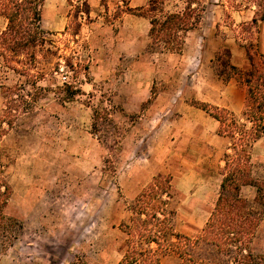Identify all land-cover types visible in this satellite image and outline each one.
<instances>
[{
    "label": "rangeland",
    "instance_id": "374dc122",
    "mask_svg": "<svg viewBox=\"0 0 264 264\" xmlns=\"http://www.w3.org/2000/svg\"><path fill=\"white\" fill-rule=\"evenodd\" d=\"M187 1H194L193 17L201 15L194 27H204L212 1L182 0L180 6ZM251 1L261 14L264 0ZM78 2L68 3L64 30L25 24L38 39L19 51L0 37V132L6 130L0 133V164L12 186L0 219V264H119L128 249L122 224L155 177L171 180L173 197L164 198L170 200L174 229L198 237L219 198L226 155L233 153L227 138L228 149L219 155L204 147L200 165V116L186 119L188 107L182 103L200 107L191 92L205 89V74L183 73L179 60L162 55L152 62L114 58L112 32L96 25L89 28L96 37L87 36L82 23L94 17L78 12ZM175 4L166 9L175 10ZM122 10L113 8L102 21L117 19ZM224 23L230 31L221 27ZM258 26L236 27L228 11L218 21L216 34L237 39L247 52L240 67H247L250 55L259 60L262 54L252 41ZM160 50L150 46L144 55ZM228 59L233 63L231 49L220 46L213 65L222 83L228 82L219 75ZM134 92L139 93L135 98ZM134 101H142L141 108L123 107ZM154 101L162 107L149 115ZM257 150L258 157L251 150L253 176L262 181L264 143ZM256 194L255 186L242 188L250 202ZM252 247L264 258V214ZM211 252L201 242L193 256L208 258ZM159 254L160 263L162 258L168 264L182 262L171 250Z\"/></svg>",
    "mask_w": 264,
    "mask_h": 264
},
{
    "label": "trees",
    "instance_id": "16d2710c",
    "mask_svg": "<svg viewBox=\"0 0 264 264\" xmlns=\"http://www.w3.org/2000/svg\"><path fill=\"white\" fill-rule=\"evenodd\" d=\"M45 0H0V15L7 21V28L0 34L3 43L19 51L38 38L25 24L41 29L42 6ZM71 3L72 0H69ZM194 1H187L181 11L166 9L164 0H151L146 8H129V12L146 15L151 19L150 46L163 51L178 53L184 45V34L201 21L193 17ZM78 12L88 13V0H79ZM263 11L254 18L257 24L264 20ZM229 56L230 53L228 52ZM225 69L219 72L225 80L236 79L245 88L246 110L241 116L228 108L200 102L199 106L220 121L219 132L230 138L233 151L226 155L221 191L215 207L201 235L192 237L177 232L168 215L169 199L173 197L171 180L155 177L142 191L133 206L132 216L122 224L128 234V249L119 264H160L159 252L171 250L181 264H263L264 258L257 256L252 247L254 237L264 214V180L253 176L251 150L264 133V54L259 60L250 55V66L240 68L223 61ZM0 121V129L2 128ZM12 126V122L9 123ZM6 130L0 132L4 134ZM244 186H255L257 194L253 202L243 197ZM12 196V186L0 164V219ZM167 196L169 199H165ZM203 243L212 248L208 258H195V248ZM155 244L156 246H153ZM143 245H145L143 247Z\"/></svg>",
    "mask_w": 264,
    "mask_h": 264
},
{
    "label": "crops",
    "instance_id": "0c3cea01",
    "mask_svg": "<svg viewBox=\"0 0 264 264\" xmlns=\"http://www.w3.org/2000/svg\"><path fill=\"white\" fill-rule=\"evenodd\" d=\"M151 0H88L89 12L86 13L88 18H93L91 23H82V30L87 31V36L96 37V32L93 29L89 30L90 27H96L100 25L102 29L112 32L109 37L113 39V48L111 51L113 57H124L131 58L133 60H145L154 61L157 60V55H162L166 59L172 60L177 59L180 61L178 67L183 73L188 72L194 74V77H199L200 74H205V89L201 91L199 88L192 91V95L195 96L196 101L206 102L213 106L225 107L234 112H240L245 107L246 103V92L242 84L236 79H232L227 83H222L218 79L217 72L213 65L214 59L219 54L220 46H228L232 52V64L240 67L241 60L247 61V52L238 45L237 39L231 38L229 35L220 37L216 34L218 21H223L224 14L226 11L230 13V17L234 22V26H238L243 23H253L254 18L260 11V6L253 3L251 0H231L233 4L229 5L228 0H211L212 3L205 10L202 22L207 24L200 28L198 26L188 30L184 34V45L180 52L173 53L167 51H154L149 55H144L145 50L150 47L152 39L150 37V31L152 27L151 19L149 16L140 15L129 12V8H146L148 7ZM165 5H168L173 0H164ZM180 1L175 0V10L168 9L170 11H181L185 7L180 6ZM55 2L57 4H55ZM225 2V3H224ZM69 0H45L42 6V27L51 30H64L66 28L69 10ZM114 4L111 6V4ZM107 4V6H106ZM109 5V6H108ZM115 7H121L122 15L117 19L109 22L102 21L103 16L112 13V9ZM104 13V14H100ZM106 13V14H105ZM49 15L52 16L49 19ZM0 33H2L8 25L7 19L0 15ZM203 25V23H202ZM221 27L225 28L226 31H230V26L222 24ZM259 32L256 41L259 45V50L264 54V20L259 22ZM250 59V57H249ZM250 65V61L248 63ZM246 62L248 68L249 65ZM243 68V67H240ZM207 90V91H206ZM180 90L178 93H181ZM139 95L134 92V98ZM142 101H134L123 105V107L129 109L141 108ZM184 103V104H183ZM182 105L188 107V110L184 113L186 119L190 120L195 115L200 116V165L203 163V149L204 147L208 150H212V154L219 155L222 151H227L228 137L220 134V121L212 116L209 112L198 106H193L184 101ZM162 107V104L158 101H154L150 104L149 115L151 110ZM194 119V118H192ZM196 123L195 121H191ZM198 123V122H197ZM264 143V136L258 139L254 145V155L258 157L257 148L262 146ZM126 254V253H125ZM124 254V256H125ZM123 256V258H124ZM122 258V259H123ZM168 258H162L160 264H168ZM138 264V263H134Z\"/></svg>",
    "mask_w": 264,
    "mask_h": 264
},
{
    "label": "built area",
    "instance_id": "2783aa9c",
    "mask_svg": "<svg viewBox=\"0 0 264 264\" xmlns=\"http://www.w3.org/2000/svg\"><path fill=\"white\" fill-rule=\"evenodd\" d=\"M67 77H65V79H66Z\"/></svg>",
    "mask_w": 264,
    "mask_h": 264
}]
</instances>
